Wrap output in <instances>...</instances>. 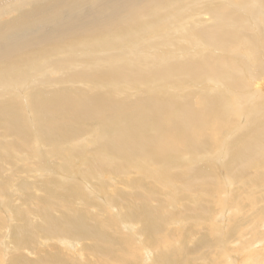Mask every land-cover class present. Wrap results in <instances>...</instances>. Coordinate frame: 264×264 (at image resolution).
<instances>
[{"label": "bare ground", "instance_id": "1", "mask_svg": "<svg viewBox=\"0 0 264 264\" xmlns=\"http://www.w3.org/2000/svg\"><path fill=\"white\" fill-rule=\"evenodd\" d=\"M162 10L190 12L160 32L148 17ZM169 14L158 19L167 22ZM145 33L181 39L173 59L166 54L151 65ZM122 38L133 49L120 46ZM173 78L181 81L178 96L163 88V97L150 95L156 80ZM27 107L35 111L30 117ZM84 122L90 127H78ZM33 125L40 152L59 162V173L46 174L30 138L24 145ZM7 136L25 149L19 154L37 158L38 173L30 161L7 162L0 153V194L11 207L10 217L0 211V264H147L149 255L155 264H223L218 252L197 258L186 240L174 241L176 226L203 222L202 202L213 204L205 188L218 175L213 158L225 157L228 176H247L234 185L242 191L230 210L240 220L237 243L246 245L237 264H264V0H0V150ZM62 160L82 166L69 175ZM153 169L173 180L169 191L144 183L146 175L156 178ZM181 181L195 197L176 191Z\"/></svg>", "mask_w": 264, "mask_h": 264}, {"label": "rangeland", "instance_id": "2", "mask_svg": "<svg viewBox=\"0 0 264 264\" xmlns=\"http://www.w3.org/2000/svg\"><path fill=\"white\" fill-rule=\"evenodd\" d=\"M167 11L168 10H165L164 12H163V10H162V12H160V16L159 17H162L161 15H164L163 17H167V15L169 14V12H170V14H169V16H170V18L167 20V22H161V20L160 19H158L159 17L158 16H156V17H153V16H151V17H148V20L150 19H152V20H154V22H156L155 23V27H154V30H156L157 29V31H160V32H166V30H167V28H169L170 26H168V25H170L171 24V26H172V21H174V22H176V21H180L182 18H180V17H182V15L185 13V14H188L189 12H190V10H179V11H177V13H176V10H169L168 11V14H166L167 13ZM172 12V13H171ZM181 12H184V13H181ZM174 14V15H173ZM178 15V16H177ZM153 17V18H152ZM165 17V18H166ZM175 18V19H174ZM177 18V19H176ZM179 18V19H178ZM147 19V17L145 18V20ZM174 19V20H173ZM172 22V23H171ZM162 23V24H161ZM167 26V27H166ZM158 27H159V30H158ZM162 27V28H161ZM164 27H166V28H164ZM144 28H145V26H144ZM163 28H164V30H163ZM150 29H152V31H153V27H148L147 29L145 28V31L146 30H150ZM162 30V31H161ZM152 31H150V32H152ZM146 34L147 33H145V37H147V36H149V39H148V37H147V41H145L143 44H144V53L143 54H145V56H147V57H149V58H147V60H149L150 59V57H151V60L150 61H153L152 63H151V65H154L155 63H159L161 60V62H163V60L165 61V59H167L166 57L164 58V56L166 55L168 58H169V56H170V58L171 59H168V60H172L173 58V56H174V54H175V51H176V46H177V44H180L182 41H181V39L178 41V37L177 36H174V35H168L169 36V38H170V40H169V38H168V36H167V39L165 38V39H163V42H160L159 40L160 39H158L157 40V37H153V38H150V34L148 33L147 34V36H146ZM128 39H126V38H122L120 41H119V45L120 46H122V47H132L131 46V43L130 44H128V42L129 41H127ZM154 40H155V43H153L154 42ZM156 40L158 41V42H156ZM116 41V40H115ZM166 41V42H165ZM165 42V43H164ZM171 42L173 43V44H171ZM177 42V43H176ZM115 43H118V42H115ZM153 43V44H152ZM159 43H161V44H159ZM170 44V45H168V44ZM175 43V44H174ZM152 44V45H151ZM156 44V45H155ZM119 45L117 46V47H119ZM151 45V46H150ZM158 45H159V47H158ZM163 45V46H162ZM168 45V46H167ZM153 46V47H152ZM166 46V47H165ZM128 47L126 48L127 50H131V49H133V48H131V49H128ZM156 47H158V49H156ZM163 47V48H162ZM146 48V49H145ZM153 48V49H152ZM156 50H155V49ZM151 49V50H150ZM160 49V50H159ZM169 49L171 50V51H169ZM115 50V49H114ZM114 50H109L110 52H115L116 50H119V49H116L115 51ZM153 50V52L151 53V51ZM168 50V51H167ZM134 51H135V54H134ZM131 54H134V55H138V52H137V54H136V50H132V52H131ZM153 55V56H152ZM155 55V56H154ZM159 55H160V58H157V57H159ZM122 57H124L123 55H121V60H120V62H122V60H124V58H122ZM155 57V58H154ZM158 59V60H157ZM158 61V62H157ZM150 66V65H149ZM21 75V74H20ZM19 75V76H20ZM20 79V81L22 82H27L28 81V78L27 77H25V79H24V77H18V76H16V77H13V79L15 80V79ZM13 79H10L11 81V83H13V84H16V82L17 83H19L20 81H18V80H16V81H14ZM7 82H8V80H7ZM15 82V83H14ZM156 82H157V84H156ZM156 82H155V85L157 86V89H153L151 86H148V89H150V88H152L151 90H149L150 91V95H152L151 93H153L154 95L156 94V96H159V97H163V96H161V94L162 93H159L158 92V89H160L161 91H162V88H163V91L162 92H165L166 90H169V93L171 94L172 92V95H175V96H178V94H179V92H177L176 90L177 89H179V88H177L176 90H175V86L178 84V83H180L181 81L179 80V79H176V78H173V79H170V80H168V81H164V80H156ZM163 82H165V83H163ZM184 82V81H183ZM161 84V85H160ZM150 87V88H149ZM168 89H167V88ZM174 87V88H173ZM165 89V90H164ZM154 90V91H153ZM157 91V93H156V91ZM159 90V91H160ZM171 90V91H170ZM149 91H147V93L149 92ZM152 91V92H151ZM141 94H142V92H140V93H138V94H136V92H134L133 94H131V93H129L128 92V95L129 96H131L132 98H136V97H139V96H141ZM158 94V95H157ZM5 99H9V98H5ZM26 109H28L29 111H32L30 108H26ZM24 110H25V108H24ZM26 111V110H25ZM29 111H26L27 112V116L28 117H30V115H33L34 113H35V111L32 113V112H30L29 113ZM30 114V115H29ZM25 116V115H24ZM79 123V122H78ZM81 124H83V125H81ZM82 126V127H81ZM89 125H88V122H84V123H80V125L78 126V127H80V128H86V127H88ZM90 127V126H89ZM79 128V129H80ZM32 129L34 130L33 132H34V135H33V133L31 132V134H30V137H26V140L27 141H25V138H24V140H23V142H24V145H26L28 142H29V140H31L32 141V143H31V141L28 143V144H30L31 143V145H28L27 144V147H29V146H35V144L37 145V147H38V145L40 144V143H42L43 142V139H39L40 138V136H41V134H40V132L35 128V125H33L32 126ZM226 130H227V128H225ZM86 132V133H85ZM88 132L87 131H84L83 132V134H87ZM83 134L81 135V136H83ZM31 135H33V137H35V139H36V137L38 138V139H36L37 141V143L35 142L34 143V138L33 137H31ZM235 134H233L232 135V139H233V136H234ZM29 136V135H28ZM42 137V136H41ZM10 138H12V136H7L6 137V140H7V143L5 144V149H1L0 150V153H1V156L4 158V160H6L7 162H13V161H25V162H28V161H30L29 163H26V164H29V165H31L32 167H27V166H29V165H27L26 167L27 168H31L30 170H32V169H34L35 171H36V175H37V173H38V166H36L37 165V163H36V159H34L35 157H33L32 155H27V158L30 156V157H33L32 159L33 160H31L30 158H26V157H24V155L25 154H19V153H22V152H25L24 150H22V148L20 149V146H21V144L19 143L18 144V141L16 140V143L18 144H16L15 142H14V140H13V142L16 144V145H13L14 143H11L12 141H11V139ZM30 138V139H29ZM9 139V140H8ZM12 139H15L14 137L12 138ZM29 139V140H28ZM41 140V141H40ZM26 143V144H25ZM39 143V144H38ZM34 144V145H33ZM233 145V140L231 141V143L229 144V146H232ZM17 146H19V147H17ZM26 146H25V148H27ZM36 147V146H35ZM30 148V147H29ZM33 149H38V151H37V154H39V158L40 157H42L43 155H44V153H45V151H43L42 153H43V155H41L42 153L40 152V151H42V148L41 147H38V148H34V147H32ZM13 149V150H12ZM14 149H16V151H14ZM9 150V151H8ZM47 150V149H46ZM18 151H21V152H18ZM186 152V153H185ZM187 150L185 149V150H183V152H182V154H187ZM48 153H49V150H48ZM208 153V151L207 152H204L203 154L205 155L204 156V158H207V156H206V154ZM9 154V155H8ZM17 154H18V156H17ZM22 156V158H21V156ZM41 155V156H40ZM46 155L50 158V154L48 155L47 154V151H46ZM46 155H44L42 158H40L41 160L42 159H44L43 161L44 162H46V163H44V164H46V168L44 169V170H46V171H48L49 170V172L48 173H46V174H57V173H59V171H61V169H58L59 167V165H58V163H57V165L55 164L57 161H49V160H51V159H48L47 160V157H46ZM72 158H75V155H74V153H70L69 154ZM74 155V156H73ZM227 155V154H226ZM12 158H11V157ZM26 156V155H25ZM70 157V159H72ZM38 158V159H39ZM30 159V160H29ZM224 159V158H223ZM222 159V160H223ZM225 159L226 160H228V157L226 158L225 157ZM224 159V160H225ZM28 160V161H27ZM47 160V161H46ZM223 160V162L222 161H220V160H218L217 158H213V163L212 164H214L216 167H214V169L216 168V173L218 174H216L217 176H216V182H213V184L211 185V186H208V188L206 187L205 189H207V196H208V198H210L211 199V201L213 202V204L212 203H204V202H202L204 205H206V207H207V214L205 215V216H203L204 218H200L199 217V220L201 219L203 222H201L200 224H199V222L196 224V226H193L192 227V224H191V219H189V224L188 225H186L185 223H184V221L186 220L184 217L182 218V217H174V216H172V218H175V220H183V221H181V222H183L184 224H182V226H180V227H178V226H176L177 228H178V231H180V232H176V235H178V237H176L175 238V241H174V243H176L175 245H179L180 244V242H181V240H182V238L184 239V240H186L185 242V244H187V250L186 251H188V254H189V256H191V255H194V256H198L197 258H199V256H202L203 255V253L204 252H208V251H211V252H218L217 254L218 255H220V257H221V259L223 260V264H225V260H226V258H228L227 260H230V262L232 263V264H237V262H240V260L242 259V251L243 250H246V245H244V243H242V244H240V243H237V234H236V231H235V224H236V222H234V220H236V219H239L238 218V216H237V214H236V216H235V218L232 216V212L230 211L231 210V208L233 207V205L236 203V201H238V199H239V194H241V191H242V186H238V188H239V190H238V188L236 187L235 188V190H234V188L233 187H235L234 185H238V183L237 182H240V184L243 182V180H245V179H247V176H246V174H240V172H239V174H237L238 172L237 171H235V172H232L234 175H236V176H233V179L230 177V176H228L227 174H226V172H228V168H226L225 167V165H224V161ZM38 161H40V160H38ZM43 161H40L41 163H43ZM40 162H39V164H40ZM50 162V163H49ZM53 162V163H52ZM62 163H67L68 165H69V170L66 172V173H68L69 175H71V174H73L74 172H76V169L78 168V166L80 165V166H82V164H80L77 160H71L70 162H68V161H64L63 162V160L61 161ZM147 162V161H146ZM152 161H150L149 160V162H147V164L148 163H150V165H151V167H153V168H157L158 166H160V169H161V167H162V165H161V163L160 162H153V164L151 163ZM48 163L49 164H51L50 166H54L53 168L52 167H48ZM203 162L202 161H200V162H198L197 164H202ZM218 163H220V164H218ZM226 163H228V162H226ZM79 164V165H78ZM72 165V166H71ZM155 165H157V167H155ZM148 166H149V164H148ZM73 167V168H72ZM220 168V169H219ZM40 169V168H39ZM54 169V170H53ZM220 170L219 172H218V170ZM222 169V170H221ZM227 171H226V170ZM255 169V168H254ZM40 170H43V169H40ZM51 170V171H50ZM154 171H155V175H156V178L155 177H153L152 175H146L147 176V179L145 180V184L146 185H148V186H152L151 184H154V185H156L157 187H159V189L161 190V189H167V191H169L170 189H168V186L170 185V184H166V183H168L169 181H173L170 177H169V175H164L165 174V172H159V170L157 171V170H155V169H153ZM52 171H56V172H52ZM148 172H150V171H148ZM221 172H225V173H222V175H220L221 174ZM96 174H104L105 172H101V171H96L95 172ZM145 175V174H144ZM239 175V176H238ZM159 176V177H158ZM219 176V177H218ZM222 176H223V178H222ZM239 177H240V180H237V178L239 179ZM245 177V178H244ZM161 178V179H160ZM170 178V179H169ZM226 178V179H225ZM228 178H230L231 180H229L228 181ZM164 179V180H163ZM225 179V180H224ZM243 179V180H242ZM157 180V181H156ZM160 180V181H159ZM224 180V181H223ZM237 180V181H236ZM86 181H88V180H86ZM221 181V182H220ZM226 181H228V182H226ZM112 182V180H111V178L109 177V183H111ZM160 182H161V184H160ZM235 182L237 183V184H235ZM117 183H119L120 184V182L117 180ZM158 183L160 184L159 186H158ZM231 183V184H230ZM215 184V185H214ZM100 185H103V184H100ZM176 185V191L178 192V193H181L182 194V197L184 196V198L187 196V191H190V194H189V196L188 197H195L194 196V194H196L197 193V191H194V190H192V189H186L185 188V190H183L184 189V186H182V181L180 182V184H175ZM217 185V186H216ZM164 186V187H163ZM225 186H226V188H225ZM248 186V185H247ZM155 189H157L155 186H153ZM217 187V188H216ZM86 188H87V186H86ZM181 188V189H180ZM251 189H252V191H257V190H259V189H254V187L252 188H250L249 189V191H251ZM181 190H183V191H181ZM209 190V191H208ZM213 191V193H212V191ZM225 190V191H224ZM229 190H231V192L229 191ZM99 191V190H98ZM103 191H105V190H103ZM233 191V192H232ZM209 192V193H208ZM211 192V193H210ZM219 192V193H218ZM238 192V193H237ZM247 191H245V193H246ZM244 193V194H245ZM228 195V197H227V195ZM210 195H212V197L210 196ZM214 195V196H213ZM218 197H217V196ZM236 196L235 198L233 197V196ZM17 196V198H19V199H22V195H20V194H18V195H16ZM7 198H8V196H6ZM243 197H244V195H242V199H243ZM2 198H3V200H2ZM226 198V199H225ZM227 198H228V203L226 202L227 201ZM218 199V200H217ZM230 200H232V201H230ZM225 201V202H224ZM6 202V203H5ZM216 202V203H215ZM224 203V204H223ZM211 206H210V205ZM217 204V205H216ZM222 204V205H221ZM233 204V205H232ZM7 205H9L8 203H7V199L5 198V196L4 195H1L0 194V211L2 212V213H6L7 214V216L8 217H10V212H11V207L9 206H7ZM212 206H213V208H212ZM232 206V207H231ZM183 208V207H182ZM5 209V210H4ZM217 209V210H216ZM208 210L210 211V212H208ZM221 210V213L219 212ZM214 211V212H213ZM187 212H190L189 210H187L186 212H184L183 211V213H185V216L186 217H189L188 216V213ZM219 214H218V213ZM231 212V213H230ZM214 214V215H213ZM218 215V216H217ZM220 215V216H219ZM211 218H210V217ZM229 216H231V219H228V218H230ZM217 217V218H216ZM206 219V220H205ZM210 219V220H209ZM4 221H6V223H7V220H4ZM206 221V222H205ZM239 221L240 220H237V222L239 223ZM11 221H10V218H8V223H10ZM209 222V223H208ZM215 222V223H214ZM219 222V223H218ZM207 223V224H206ZM231 223H232V225H231ZM237 223V224H238ZM211 225V227L213 228V226H214V228L212 229L211 227H210V225ZM226 224V225H225ZM236 224V225H237ZM216 226V227H215ZM229 226V228H230V230L231 229H233V230H231V233L228 231V227ZM179 228H181V229H179ZM224 228H226V231H225V229ZM186 229V230H185ZM191 231H190V230ZM212 231H210V230ZM214 229H215V232H214ZM185 230V231H184ZM209 232H208V231ZM189 231H190V235L191 236H185L186 235V233H187V235H189ZM228 231V232H227ZM186 232V233H185ZM184 233V234H183ZM195 233H197V234H195ZM221 233H222V235H221ZM227 235H225V234ZM199 234V235H198ZM212 236H211V235ZM213 234H216V235H213ZM229 234V235H228ZM193 235V236H192ZM235 235V236H234ZM196 236V237H195ZM205 236H207V237H205ZM221 236V237H220ZM209 238L211 241H210V243L208 244V245H206V244H203V243H201V241H202V238ZM215 237V238H214ZM230 238V239H229ZM232 238V239H231ZM9 239L7 238L6 239V241H8ZM228 242V244H227V242ZM229 240H232V241H235V244H231L230 243V241ZM188 241L190 242V243H188ZM191 241H192V243H191ZM256 241V240H255ZM221 242V243H220ZM223 242V243H222ZM213 243V244H212ZM226 243V244H225ZM237 243V244H236ZM254 243V241L251 243V244H249L250 246L252 245ZM190 244V245H189ZM219 244V245H218ZM230 244V245H229ZM222 245V246H221ZM226 245V246H225ZM235 245V246H234ZM244 245V246H243ZM190 246V247H189ZM211 246V247H210ZM224 246V247H223ZM188 247L190 248V249H188ZM217 247V248H216ZM229 247H231V248H229ZM234 247V248H233ZM259 247V246H258ZM254 248L253 247V249H260V248ZM192 250V251H191ZM227 250V251H226ZM230 250H232V252L230 251ZM235 250V251H234ZM238 250H240L241 252H239ZM191 251V252H190ZM141 252V254H142V258L143 257H145L144 255H145V252H143V251H140ZM192 253V254H191ZM223 255H221V254ZM231 253V254H230ZM186 254V252L183 254V255H185ZM229 254H230V256H229ZM233 255V256H232ZM238 255V256H237ZM242 255V256H241ZM236 256V257H235ZM148 257V260H147V264L150 262V264H155L154 263V259H153V257L152 256H147ZM182 257V256H181ZM230 257V258H229ZM238 257H239V259H238ZM150 260V261H149ZM155 261H156V264H161V263H159L156 259H155ZM236 262V263H235ZM219 264H221V260H220V262H218ZM241 263H244V264H248V263H245V262H241ZM238 264H240V263H238Z\"/></svg>", "mask_w": 264, "mask_h": 264}]
</instances>
